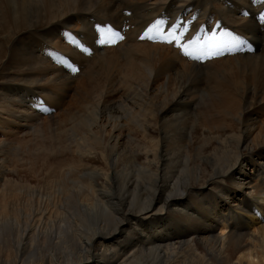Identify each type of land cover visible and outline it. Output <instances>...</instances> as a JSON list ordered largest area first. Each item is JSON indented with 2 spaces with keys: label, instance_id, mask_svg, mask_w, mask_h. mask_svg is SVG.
Returning a JSON list of instances; mask_svg holds the SVG:
<instances>
[{
  "label": "bare ground",
  "instance_id": "6f19581e",
  "mask_svg": "<svg viewBox=\"0 0 264 264\" xmlns=\"http://www.w3.org/2000/svg\"><path fill=\"white\" fill-rule=\"evenodd\" d=\"M228 1L0 0V264H264V0ZM161 13L254 46L194 63Z\"/></svg>",
  "mask_w": 264,
  "mask_h": 264
},
{
  "label": "rangeland",
  "instance_id": "374dc122",
  "mask_svg": "<svg viewBox=\"0 0 264 264\" xmlns=\"http://www.w3.org/2000/svg\"><path fill=\"white\" fill-rule=\"evenodd\" d=\"M231 1V0H230ZM230 1H228V3L230 2ZM206 5L208 6L205 10H203L205 13H209L210 12V10H212V8H213V6H211V8H210V3L209 2H206ZM262 5H263V2H262ZM210 8V9H209ZM196 9V8H195ZM192 14V13H191ZM191 14H187V19H189V20H193L194 21V18H195V22H197V23H200L201 21H202V19H200L199 17H196V13H195V15H192L191 17L190 16H188V15H191ZM215 15V14H214ZM194 17V18H193ZM213 19H214V17L212 18V17H209V18H206L205 19V21H204V24H202V26L203 25H205L208 21L210 22V23H214L215 21H213ZM197 20V21H196ZM181 27V26H180ZM177 29H179V28H174L173 30H174V32H176L177 31ZM172 32V31H171ZM150 36H152L151 34H150V32H148V36H146V38H148V37H150ZM140 40H142L141 39V37L139 38ZM199 39H201V38H199ZM198 39V40H199ZM143 40H145V39H143ZM197 40V41H198ZM148 41L150 42V43H152V42H154L155 44H160L161 46H168L167 48H170V49H172V50H175V51H177L178 52V50L177 49H175L174 47H172V45H168V43H166V42H162L161 40V42L159 43V41H158V43L156 42V40L155 39H148ZM161 43H166L167 45H163V44H161ZM173 43V42H172ZM147 44H149V43H147ZM204 44H207V42H206V40L204 41ZM208 47H209V44H208ZM204 48H206V47H204ZM184 51L182 50L181 52H178L177 53V55H181L182 56V58L183 57H185V58H187L188 60H190V61H192L193 62V60H194V63H196L197 61L195 60V59H193L192 57H190V56H185V54L183 53ZM80 53H82V52H80ZM180 53V54H179ZM184 54V55H183ZM212 54V53H211ZM85 57L87 58V61H90L91 59H92V57L93 56H86L85 55ZM62 58H65V57H62ZM86 61V62H87ZM199 64V63H198ZM121 68H123L121 65H120V67L118 68V71L120 70H122ZM202 72H204V70H202ZM71 73H69V71H68V75H70ZM78 74L79 73H77V74H75V75H73V74H71V76H73V78L71 79V82H72V84L73 85H75L76 84V82L77 81H79L80 80V78H78L79 76H78ZM76 77V78H75ZM75 83V84H74ZM73 85H71V86H73ZM70 86V85H69ZM68 93H69V89H68ZM66 94V96H65V98H66V100L64 99V101H63V103L65 104V105H68L69 104V101H70V98L68 97L69 96V94ZM39 100V104H35V108L36 109H38V110H40V109H44V108H46V105H45V103H43L42 101H41V99H38ZM66 102V103H65ZM40 104H43V105H45V106H42V108H41V106H40ZM64 104H62L61 106H60V108H58L57 109V111H61V110H64L65 109V105ZM40 107H39V106ZM63 106V107H62Z\"/></svg>",
  "mask_w": 264,
  "mask_h": 264
},
{
  "label": "snow or ice",
  "instance_id": "6c2138e0",
  "mask_svg": "<svg viewBox=\"0 0 264 264\" xmlns=\"http://www.w3.org/2000/svg\"><path fill=\"white\" fill-rule=\"evenodd\" d=\"M159 23L160 22L158 21L155 25H153L152 27H150L148 29V32H154L156 29H158ZM147 35H148V33L146 32L145 33V36H147ZM157 35L159 36L160 39L166 40L169 43H172V42L176 43V45L180 49H182L184 51V54L185 55L191 56L193 54L190 49L192 48V46L194 44H196V41L195 40L189 41L187 44H184V43H182L181 39L178 36H176L174 33H171V32L168 33L167 36H165L163 33H157V34H154L153 36H150L148 38L149 39H156L157 38ZM143 38L144 37H141V39H143ZM210 39L212 41H215L216 38L215 37H212ZM101 43H103V41H101Z\"/></svg>",
  "mask_w": 264,
  "mask_h": 264
}]
</instances>
